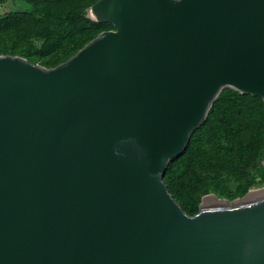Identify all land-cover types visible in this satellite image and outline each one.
Here are the masks:
<instances>
[{"label": "water", "instance_id": "water-1", "mask_svg": "<svg viewBox=\"0 0 264 264\" xmlns=\"http://www.w3.org/2000/svg\"><path fill=\"white\" fill-rule=\"evenodd\" d=\"M53 67L0 55V264H264V188L195 214L163 178L225 87L264 101V0H97Z\"/></svg>", "mask_w": 264, "mask_h": 264}, {"label": "trees", "instance_id": "trees-1", "mask_svg": "<svg viewBox=\"0 0 264 264\" xmlns=\"http://www.w3.org/2000/svg\"><path fill=\"white\" fill-rule=\"evenodd\" d=\"M26 1L33 7L30 12L0 17V55H20L31 62L41 60L40 63L45 67H53L75 54L101 31L113 27L110 23L93 22L88 17L83 19L78 27L71 25V22L61 26L66 20L73 21L79 15H85L86 8L97 0ZM55 15L58 16L53 18ZM52 25H57V28H53ZM41 31L42 35L48 36V41L44 50H40L42 54L40 59L35 54L37 49L7 42L9 39L18 40L21 37L34 36ZM71 40L74 43L72 47ZM226 89L230 90L227 98H224L222 92L219 94L204 123L192 133L185 151L169 161L163 178L174 199L188 214H195L198 211L201 196L210 191L214 180L207 175L208 171L198 172L202 165L208 169L234 173L240 180L244 179L232 191L214 190L219 196L233 199L244 195L254 184L246 178L244 168L247 164L245 160L255 144L259 146L260 151L257 149L256 157L248 162L257 157L264 158V114L262 118L257 116L264 106V101L261 97L241 94L228 87ZM254 101H258V105L247 110L241 105ZM207 125L213 128L202 139L200 130ZM210 139L214 143H210ZM211 161H215V164L210 165ZM262 180L264 182V176Z\"/></svg>", "mask_w": 264, "mask_h": 264}, {"label": "rangeland", "instance_id": "rangeland-1", "mask_svg": "<svg viewBox=\"0 0 264 264\" xmlns=\"http://www.w3.org/2000/svg\"><path fill=\"white\" fill-rule=\"evenodd\" d=\"M32 9H33L32 5L30 3H28L26 0H0V17L9 16V15L15 14V13L30 12ZM57 16L58 15H55L53 18H55ZM86 18H87V12H86L85 15H79L73 21H67L66 20L65 22H62L61 26L65 25L66 23L71 22L70 23L71 25H74V26L78 27L83 22V19H86ZM52 26L55 29L57 28V25H52ZM110 29H113V27H109L106 30H110ZM41 33H42V31L38 32L37 35L30 36V37H27V38H22L21 37V39H18V40H16V39L15 40H12V39L10 40L9 39L7 42L8 43L15 42L17 46H25V47H30V49H32V48L37 49L35 51V54L40 59V57L42 55L40 53V50H44L45 44L48 41V36H46V34L42 35ZM73 44L74 43L71 40L70 41L71 47H72ZM40 62H41V60H39L38 62H35V63L41 64ZM226 88L227 87H225V88H223L221 90V92L224 94V98L225 99L227 98L228 94L230 93V90H228ZM241 105H242L243 108H245L247 110L249 107H253V106L258 105V101H254L252 103H243ZM263 114H264V106L261 107V110H260V112H258L257 116L262 118L261 116H263ZM212 128H213V126H211V125H207L206 128H202L200 130V133H199L200 137L203 139L205 137V135L207 136L209 134V130H211ZM205 140L207 141L206 138H205ZM209 142L210 143H214V141H212L211 139H210ZM210 143L207 142L208 145ZM257 149L260 151L259 146L257 144H255V146L251 150L250 155H248L249 157L245 160V161H247L246 162L247 164H246V167L244 168V174H245L246 178L250 179L251 181H253L251 183H254V184L251 185L247 189V191H246V193L244 195L239 196V197L237 196V197H235L233 199H230V198H227V197H224V196H219V195H217L214 192V190L232 191L235 188V186L238 183H240L241 181H244V179L242 178L240 180V178L237 176V174L225 173L221 169H208L204 165H202V167L199 169L198 172H200V171L201 172L208 171L207 175L213 177L214 180H213V182H212V184L210 186V191L208 193L204 194L203 196H201L199 204L201 203V201H202V199L204 197H214V196H216V197H219V198L226 199L228 201H233V200H235L237 198H241V197L245 196L247 193H250L251 191H257V189L259 190V189L264 188V182H262L263 181L262 178L264 176V158H258L257 157L254 160L248 162V160H251L254 157H256L255 153L257 152L256 151ZM214 164H215V161H211L210 165H214ZM185 196H187V195H185Z\"/></svg>", "mask_w": 264, "mask_h": 264}, {"label": "bare ground", "instance_id": "bare-ground-1", "mask_svg": "<svg viewBox=\"0 0 264 264\" xmlns=\"http://www.w3.org/2000/svg\"><path fill=\"white\" fill-rule=\"evenodd\" d=\"M258 190V189H257ZM260 190V189H259ZM256 191H251L250 193L252 194V193H255Z\"/></svg>", "mask_w": 264, "mask_h": 264}]
</instances>
